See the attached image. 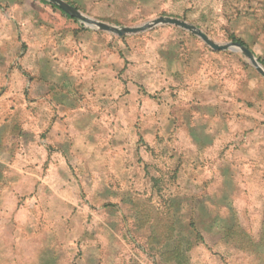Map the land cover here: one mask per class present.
Masks as SVG:
<instances>
[{"label": "rangeland", "instance_id": "374dc122", "mask_svg": "<svg viewBox=\"0 0 264 264\" xmlns=\"http://www.w3.org/2000/svg\"><path fill=\"white\" fill-rule=\"evenodd\" d=\"M63 1L117 28L185 21L217 44L243 42L264 69V0ZM6 10L0 5V22L10 19ZM63 22L75 37L85 30L112 37L113 67L140 51H167L166 80L139 98L90 101L94 119L75 128L79 142L67 145L65 154L73 153L56 167L55 188L17 194L14 239L0 241V264H264V79L250 62L173 26L118 37ZM231 91L242 108L227 120L234 139L202 144L226 120L207 123L217 106L232 103ZM57 146L47 145L49 166Z\"/></svg>", "mask_w": 264, "mask_h": 264}, {"label": "crops", "instance_id": "0c3cea01", "mask_svg": "<svg viewBox=\"0 0 264 264\" xmlns=\"http://www.w3.org/2000/svg\"><path fill=\"white\" fill-rule=\"evenodd\" d=\"M43 1L46 0H0L11 16L0 22V241L14 239L16 219L12 216L17 194L38 193L41 197L58 184L52 176H57L56 167L61 169L73 153L65 154L67 145L79 142L75 128L94 119L96 106L90 101L98 98L105 102L117 95L139 98L147 86L153 94L160 81L166 80L167 51L157 48L155 54L148 56V50H139L113 67L108 56L112 37L89 30L77 37L71 29L66 33L63 26L70 24L63 21L70 18ZM59 18L61 25H53ZM76 40L83 45H79L75 60L72 48ZM230 95L232 103L217 106V114L208 117L207 123L224 117L226 120L219 127L205 126L214 127L216 135L206 131L202 144L211 143L213 138L217 144L234 139L226 130L227 120L233 123L242 108L238 92L231 91ZM150 107L147 103L140 111L150 113ZM126 109L121 108L125 112ZM49 144L58 145L50 166ZM63 144L66 149L57 152ZM62 182L59 180L60 185ZM10 250L7 243L4 252L8 256Z\"/></svg>", "mask_w": 264, "mask_h": 264}, {"label": "water", "instance_id": "95a60500", "mask_svg": "<svg viewBox=\"0 0 264 264\" xmlns=\"http://www.w3.org/2000/svg\"><path fill=\"white\" fill-rule=\"evenodd\" d=\"M47 2L57 6L62 12L70 16L71 18L77 19L84 23L90 29H98L99 31H103L110 34H115L118 37L126 36V35H136L139 33L146 32L151 30L157 26H173L184 31H187L196 37H198L204 44H206L213 51H230L234 53H241L252 65L255 71L264 79V69L254 57L253 53L242 46L238 42H231L227 44H217L209 39L203 32H201L197 27L171 17H158L153 19L147 23H144L138 27H124L117 28L108 24H104L102 22L95 21L88 17H85L80 12H78L75 8L71 7L69 4L64 2L63 0H46Z\"/></svg>", "mask_w": 264, "mask_h": 264}, {"label": "trees", "instance_id": "16d2710c", "mask_svg": "<svg viewBox=\"0 0 264 264\" xmlns=\"http://www.w3.org/2000/svg\"><path fill=\"white\" fill-rule=\"evenodd\" d=\"M43 2L47 3L46 1H43ZM47 4H48V3H47ZM53 6H54V5H53ZM54 7H56V6H54ZM61 12H62V11H61ZM62 14H63L65 17H67V18L74 19V18H71L70 16H68L67 14H65L64 12H62ZM236 42H238V43L241 44L242 46H245L244 43L241 42V41L236 40ZM245 47H246V46H245Z\"/></svg>", "mask_w": 264, "mask_h": 264}]
</instances>
